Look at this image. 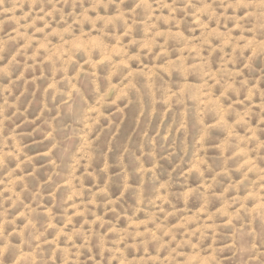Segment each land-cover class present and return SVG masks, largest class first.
Masks as SVG:
<instances>
[{"label":"rangeland","instance_id":"rangeland-1","mask_svg":"<svg viewBox=\"0 0 264 264\" xmlns=\"http://www.w3.org/2000/svg\"><path fill=\"white\" fill-rule=\"evenodd\" d=\"M0 264H264V0H0Z\"/></svg>","mask_w":264,"mask_h":264}]
</instances>
